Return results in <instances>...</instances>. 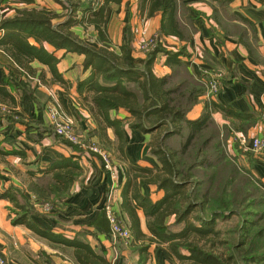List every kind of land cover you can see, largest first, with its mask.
Wrapping results in <instances>:
<instances>
[{
  "label": "trees",
  "instance_id": "1",
  "mask_svg": "<svg viewBox=\"0 0 264 264\" xmlns=\"http://www.w3.org/2000/svg\"><path fill=\"white\" fill-rule=\"evenodd\" d=\"M56 2L63 14L46 8H22L16 9L13 17L0 21V50L21 72L20 75L3 76L0 120L14 125L15 118L22 116L16 111L12 92L28 98L32 82L36 78L43 80V73L35 75L31 62L37 61L47 68L51 83L65 84L57 70V58L43 47L44 43L54 50L82 56L79 75L87 76L75 81L77 102L93 125L87 141L114 155L126 166L121 209L131 232L130 246L137 255L134 264L147 263L152 244L165 246L177 264H264V253L251 254L247 249L251 238L261 237L260 230L249 240L243 235L233 240L217 227L219 219L252 213L247 211V205H264V182L254 178L250 169L254 164L252 153H244L245 159H241L249 167L242 164L238 168L234 162H227L224 143L228 134L212 119L214 112L233 113L208 98L203 102L199 117L188 119V113L206 94V87L183 67L179 60L182 50L173 53L157 45L139 65L133 56L130 33L127 32L124 44L115 46L112 43L107 32L105 8L108 4L119 5L121 0ZM139 2L140 10L146 9L148 17L161 13L159 37L173 35L184 39L176 19L177 0ZM74 27L93 30L96 45L86 44L71 31ZM159 54L164 55L165 64L173 68L170 75L156 77L153 74L152 65ZM126 127L150 136L149 154L158 161L159 168L140 166L131 160L126 151ZM108 131L112 133V140ZM64 144L73 150H82L68 141ZM60 168L64 170L54 173L50 179L45 175L28 185L40 201L50 198L51 194L57 196L58 192L67 191L72 183L77 166L65 164ZM145 185L153 186L155 192L160 191L162 195L153 199L141 191ZM251 194L255 195V200L239 208V202L244 201L243 198L247 200ZM2 196L15 200L11 190H6ZM19 209L26 212L19 214L14 223H25L47 240L71 248L75 264H111L105 251L95 250L79 237L68 239L62 234L39 229L27 221L29 212L24 205ZM138 210L143 212L149 235L140 228ZM255 213L252 215L256 216ZM262 214H258L249 229L263 219ZM93 225L110 234L104 209Z\"/></svg>",
  "mask_w": 264,
  "mask_h": 264
},
{
  "label": "crops",
  "instance_id": "2",
  "mask_svg": "<svg viewBox=\"0 0 264 264\" xmlns=\"http://www.w3.org/2000/svg\"><path fill=\"white\" fill-rule=\"evenodd\" d=\"M5 1L7 8L0 6V19L11 18L16 9L22 8H46L57 14L62 13L56 0H30L28 4L21 2L22 0ZM139 4V0H121L119 5H107L106 27L112 43L120 46L126 42L127 33L123 28L128 24L131 32L136 28L141 29L136 32L138 36L128 32L133 56L139 65L145 61V56L138 54L137 50L142 42L140 33L144 30L147 36L157 35L165 50L173 53L182 50L179 60L183 67L206 87V94L188 113V119L199 117L203 102L208 98L225 111L233 113L227 115L214 112L212 119L220 129L225 128L231 155L245 159L243 154L252 152L250 143L254 138L264 141V0H177L176 19L184 36L182 40L173 35L159 37L161 13L148 17L146 9L140 10ZM114 21L117 23L113 24ZM87 30L81 27L71 29L85 43L95 46V34L90 28ZM43 47L57 58V70L63 76L65 84L51 83L47 68L33 61L30 66L36 70L35 75L40 71L44 75L42 81H37L36 78L35 82L44 91H49L48 95L58 103L60 110L73 120L75 132L87 139L93 125L87 112L77 102L75 83L77 78H85L87 75H72L71 72L73 64L80 67L83 57L64 50H54L45 43ZM165 61L162 54L156 57L152 65V72L156 77L173 72V68L166 65ZM8 73L21 74L19 68L0 50V85L3 76ZM210 81H215L218 85V93L215 95L208 94ZM12 94L16 101V111L27 123L10 125L0 120V253L9 259L10 264H75L72 258L56 256L51 247L66 246L38 235L25 223H14L19 214L26 212L19 209L20 205L26 208L28 202L35 206L33 196L40 201L29 190L30 183L41 180L45 175L50 179L54 173L64 170L60 168L61 165L75 164L76 175L72 183L67 191L58 192L55 196L59 204L54 213L47 216L28 210L27 221L34 223L39 229L62 234L68 239L79 237L95 250L105 251L111 264H118L119 261H113L117 247L113 246L111 235L93 225V222L103 206L108 204L122 222L128 224L121 209L125 164L112 156L111 168L106 169L97 154L83 150L85 148L76 151L61 144L60 138L45 129L49 127L45 114L35 109L25 95L18 92ZM34 120L45 125L42 130L32 123ZM125 134L126 151L131 160L140 166L159 168L158 161L149 154L150 136L127 127ZM109 138L113 139L110 135ZM255 154L251 171L264 182V148ZM6 190H11L15 200L2 196ZM141 191L153 199L162 195L160 191L155 192L153 186H142ZM22 196L28 201H23ZM137 214L142 232L149 235L143 212L138 210ZM69 249L71 252V248ZM162 250L167 253L165 246L152 244L146 264L156 262V254ZM47 256L52 263L47 262Z\"/></svg>",
  "mask_w": 264,
  "mask_h": 264
},
{
  "label": "rangeland",
  "instance_id": "3",
  "mask_svg": "<svg viewBox=\"0 0 264 264\" xmlns=\"http://www.w3.org/2000/svg\"><path fill=\"white\" fill-rule=\"evenodd\" d=\"M6 1L5 0H0V6L3 5V7L7 8L6 7ZM115 12V10H114ZM63 14V12L61 13ZM2 16H4L2 14ZM0 17H1V13H0ZM2 20V18L0 19ZM117 22L114 21L113 24H116ZM137 29V28H136ZM132 30V32L130 31V27L128 24H125L123 30L127 33V32H130L132 35H136V32H140V30ZM144 30V29H143ZM87 31H90V30H87ZM145 31V30H144ZM86 34V32L84 33ZM90 34V33H89ZM140 40L142 41L141 43H149L150 39H153L156 41L155 43V46L152 48L151 44H147L148 45V50H141L139 48V44L138 45V54H142L145 56H147V54H149L151 52V50H153L157 45H160V47L163 48L162 44L163 42L161 41L160 38H158L157 35H152V36H147L146 35V32H145V38H142V36L140 35ZM87 44V43H86ZM71 72H72V75H79L80 73V67L76 64H73L72 65V68H71ZM40 85H38V83H36L35 81L32 82V86L30 88V90L28 92H31L32 93L30 94V97H28V99L31 100L32 104L35 106V109H37L38 111H40L42 114L44 113L46 118H47V121H48V125L49 127H46L45 129L48 131V133L52 134L53 136L57 137V138H60L56 135L51 123H50V113L51 111L56 110L58 115L61 117V118H70L68 115L65 114V112L61 111L60 108L58 107V103L55 102V100H53V98H51V95H48L49 91H44L43 88L41 89V87H39ZM42 86V85H41ZM45 87V86H44ZM39 88V89H38ZM33 89V90H32ZM38 89V90H37ZM51 93V92H50ZM218 93V92H217ZM216 93V94H217ZM55 94V93H53ZM1 113H3V115L5 114L3 112V110H1ZM35 115H34V119H35ZM17 119V120H16ZM16 123L18 124H26L27 122L24 121V118L23 119H18L16 118ZM37 119V118H36ZM71 119V118H70ZM72 120V119H71ZM73 122V120H72ZM33 124H35V126H39V130H42V126H45L44 124L42 123H38V121L36 122L35 120L32 121ZM73 130H74V133L75 135L80 139V140H84V144L86 145L85 149L83 150H86L87 152L89 153H93L90 151V147L92 148H98V146H95L92 145L93 143L90 142V141H87V139L81 137L78 133L75 132V128H74V122H73ZM110 136H112V133L109 134ZM227 140V139H226ZM225 140V151H226V157H227V162H230V163H233L239 168L241 167V165L243 164L242 160L239 159L238 157H234L231 155L230 151H229V148L227 147V141ZM60 143L64 144V139L60 138ZM246 147H248V145L246 144L245 145ZM245 149V147H242ZM243 150V149H241ZM249 151V150H248ZM103 152V151H102ZM253 152V151H252ZM249 151V153H252ZM256 155L255 152L252 153V155ZM98 155V154H97ZM99 156V155H98ZM104 160L103 158H101V160L104 162V165H105V168L106 169H110L111 168V158L112 156L114 155H109L107 154L106 152H104ZM247 160V159H246ZM246 166V167H249L247 164H243V166ZM244 166V167H245ZM245 167V168H246ZM252 168V166H251ZM250 168V169H251ZM252 173V172H251ZM253 174V173H252ZM254 178H257L254 174L252 175ZM259 179V178H257ZM247 193H250L247 192ZM252 195V194H251ZM36 200V202H34L36 205L35 206H32L30 203L27 202V207L26 209L29 210L31 213H37V214H45L47 216H51L53 213H54V210L57 209V206H58V199L55 198V194H51L50 195V198L48 199H43L41 201H37L36 197L33 196ZM255 195L253 194L251 197L248 196V199L246 200V198H243L244 201L242 200L241 202H239V208H241L242 206H244L246 204V202H248L249 200H252L254 199ZM22 199L23 201H28L27 198L24 196H22ZM255 200V199H254ZM250 203H252V201H250ZM249 203V204H250ZM111 206V205H110ZM112 208V206H111ZM248 210L247 211H250L252 213H249V214H240L238 216L234 215L233 217L231 218H228L226 220H218L217 221V227L221 228L224 232H227L228 235H230L231 238H233V240H236V236L238 235H243L245 237L248 238V240L250 239V237H252L254 234L255 231L257 230H260L259 234L261 235V237H254V238H251L250 241L251 243L249 244L248 246V251L251 253V254H258L260 252L264 253V217L263 219H261L256 227L254 228H251L249 229L251 226H252V222L253 220L256 219V217H258V214L260 213H263L262 215H264V205H260V206H249L247 205ZM103 209H104V206H103ZM113 210V208H112ZM253 212H256V216L252 215ZM243 213V212H241ZM113 214L115 215V218L117 219L118 223L124 227H127V225H125L122 220L120 219V217L118 216V214L113 210ZM250 226V227H249ZM128 228V227H127ZM129 229V228H128ZM248 231V233L246 232ZM110 235L112 237V244L113 246H116L117 248L115 250H117V253H115L113 255V261H116L118 262V264H134L137 260V255H136V252L135 250L130 246L131 245V240H127L125 238H123L122 236L118 235V234H113L111 231H110ZM243 238V237H241ZM131 239V237H130ZM232 241V240H231ZM240 241V240H239ZM54 250H55V255L56 256H59L63 259H71V252H70V249L68 247H60L58 245H56L55 247L54 246H51ZM115 248V247H114ZM168 253V251H167ZM166 252H164L162 250L161 253H158L156 254V262H152L150 261V264H177V262L169 255H167ZM0 256L2 258H5L7 263L10 264V261L7 257H5L3 254L0 253ZM264 256V255H263ZM51 258H49V256H47V262L49 263H52L51 262Z\"/></svg>",
  "mask_w": 264,
  "mask_h": 264
},
{
  "label": "built area",
  "instance_id": "4",
  "mask_svg": "<svg viewBox=\"0 0 264 264\" xmlns=\"http://www.w3.org/2000/svg\"><path fill=\"white\" fill-rule=\"evenodd\" d=\"M140 35L142 38H145V32H141ZM156 41L150 39L149 43H141L139 48L143 51L148 50V45L151 44L152 48L155 46ZM208 94L215 95L218 92V85L215 81H210L208 83ZM50 123L56 133V135L72 144L79 145L81 148H86L84 144V140H80L74 133L73 130V122L70 118H61L57 111L53 109L50 113ZM94 145V144H92ZM95 146V145H94ZM264 148V141L260 138H254L250 143V149L254 152H260ZM90 151L94 154H98L101 158L104 156V152H102L99 148L90 147ZM104 160V158H103ZM105 161V160H104ZM105 215L109 222L110 231L113 234H118L123 238L130 240L131 232L127 227L120 225L113 214V210L110 205L104 206ZM0 264H8L5 258L0 256Z\"/></svg>",
  "mask_w": 264,
  "mask_h": 264
}]
</instances>
